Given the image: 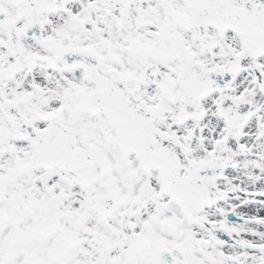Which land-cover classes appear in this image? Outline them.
<instances>
[{
	"label": "snow or ice",
	"instance_id": "obj_1",
	"mask_svg": "<svg viewBox=\"0 0 264 264\" xmlns=\"http://www.w3.org/2000/svg\"><path fill=\"white\" fill-rule=\"evenodd\" d=\"M0 264H264V0H0Z\"/></svg>",
	"mask_w": 264,
	"mask_h": 264
}]
</instances>
